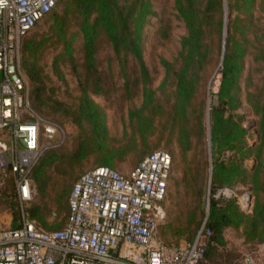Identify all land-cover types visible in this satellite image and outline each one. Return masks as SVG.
Returning a JSON list of instances; mask_svg holds the SVG:
<instances>
[{
  "label": "trees",
  "instance_id": "obj_1",
  "mask_svg": "<svg viewBox=\"0 0 264 264\" xmlns=\"http://www.w3.org/2000/svg\"><path fill=\"white\" fill-rule=\"evenodd\" d=\"M173 2L179 17L187 27L179 54L182 66L179 70H174L171 63L163 61L167 77H175L176 111L186 115L195 93V83L203 78L201 72L204 70V64L211 53L217 52L220 55L221 82L219 101L210 110L211 188L215 192L217 189H235L238 185L249 184L254 197L249 210L243 209L234 196L210 199L206 222V229L210 231L207 239V259L214 249H227L225 231L230 227L242 228L246 243H264V0ZM59 3L65 8L64 14L56 9L53 11ZM58 4L52 9V38L53 43L62 44L61 56L68 57L69 63L79 76L77 102L60 106L55 99L48 96L44 71L39 64L45 41L24 37L21 42V64L32 86V110L41 116L39 112L45 111L49 101L53 102L65 116L72 118L80 130L78 145L74 151L62 150L63 145L59 143L43 147V152L31 173L32 194L39 192L43 196H48L51 192L53 179L62 176L59 185L61 183L65 189L57 196V202L61 209L67 210V214L64 223L49 226L41 204L29 207L25 212H21L17 206V209L13 208V228L21 226L23 217L26 216L36 220L46 229H61L69 212V202L64 203L63 199L67 194L70 195L74 185L71 183L86 167V163L94 158V167L109 166L116 169L118 162L125 158L128 143L117 147L114 141H111L104 109L91 96V93L99 94L103 91L105 77L98 64V51L103 42L112 47L122 68L124 87L128 92H132L129 87L132 72L127 70L126 65L130 59L136 60L134 73L137 76L134 84H142L144 101L141 109L131 112V118H138L139 128L144 133L148 128H152V117H146L143 113L155 100V90L148 86L151 74L143 59V41L148 16L154 14L153 0H60ZM71 16L75 17L78 29L68 35V28L72 25ZM79 35L83 40L86 72L85 76H82L85 79L80 75L73 55V41ZM247 65L250 66L247 68ZM109 91L107 89L105 92ZM244 101L260 118L262 142L257 145L248 142L244 116L238 112ZM29 117L32 120V117ZM0 134L3 138L0 142L9 148L12 141L11 127L1 129ZM41 141L43 142L42 139ZM145 154L146 152H142L138 160L135 158L137 164ZM248 159H254L255 163L248 165ZM4 173L12 175L18 193L11 165L7 166L5 171L1 169L0 175ZM16 197L19 199L18 194Z\"/></svg>",
  "mask_w": 264,
  "mask_h": 264
},
{
  "label": "rangeland",
  "instance_id": "obj_2",
  "mask_svg": "<svg viewBox=\"0 0 264 264\" xmlns=\"http://www.w3.org/2000/svg\"><path fill=\"white\" fill-rule=\"evenodd\" d=\"M153 7L154 14L148 16L143 41V59L151 74L148 86L155 90L153 104L143 113L146 117H152V128H148L144 133L139 128L138 118H131V112L141 109L144 101L141 91L142 84H134L137 76L134 73L137 65L136 60L130 59L126 65L127 70L132 72L129 85L132 92H128L124 87L125 79L121 75L122 68L112 47L106 42L101 44L98 51V64L105 77L103 91L99 94L91 93V96L104 109L111 141H114L117 147L125 143L129 145L125 158L118 162L116 169L124 173L134 169L138 166L135 158L138 160L142 152H146L144 158L158 149H166L172 154L173 162L168 192L163 204L165 217L158 226L156 238L162 242L185 245L196 239L207 222L212 197L229 198L234 196L243 209H246L250 195H252L251 205L254 197L252 190L249 191L251 188L249 184L238 185L235 189H217L215 192L211 188L210 110L219 101L220 55L215 52L208 56L204 70L201 72L203 78L195 83V93L186 115L178 114L175 105V77L174 75L167 77V69L163 61L171 63L174 70H179L182 66V58L179 54L182 49L181 41L187 33V27L179 17L173 0H153ZM55 9L64 14L65 8L62 3H59L53 11ZM53 11L41 19L25 39L34 38L38 41H45L39 64L44 71L47 94L57 101V105L63 106L77 100L79 76L69 63L68 57L61 56L63 53L62 44L53 43ZM70 18L72 25L68 28V35L78 29L75 17L71 16ZM225 21L227 25V18ZM82 44L83 40L79 35L73 41V55L80 75L85 76ZM249 66L247 65V68ZM83 76L82 78L85 79ZM260 82L262 83V80ZM30 88H32L31 84H29V91ZM107 89L110 91L105 92ZM30 98L32 100L31 93ZM49 102L44 112H38L41 117L62 126L65 142L59 144L63 145L62 150L72 152L78 145L79 127L71 117L65 116L55 103L53 105V102ZM238 112L244 116V125L248 130V142L251 145L261 143L259 116L245 101ZM24 116L27 120L31 119L28 114ZM249 133H252V136H249ZM0 139H3L1 134ZM1 151L2 147L0 146ZM8 151L10 152V150ZM262 152L264 157V145ZM93 162L94 158H91L71 185L83 172L94 167L95 163ZM253 163H255L254 159H248V165ZM53 174L56 175L54 172ZM11 177L12 175L8 173L0 175V229L14 225L13 208L17 209V206L21 212H25L27 208L41 204L44 207L45 220L49 226L64 223L67 210L61 209L57 202V196L65 189L64 185L61 183L59 185L62 176L53 179L54 185L48 196H43L38 192L33 193L31 198L26 200L16 193L14 180ZM68 197L69 194L63 199L64 203L68 201ZM225 236L227 249L221 247L214 249L212 254L207 257L209 264H264V243L256 245L246 243L242 228H227Z\"/></svg>",
  "mask_w": 264,
  "mask_h": 264
},
{
  "label": "built area",
  "instance_id": "obj_3",
  "mask_svg": "<svg viewBox=\"0 0 264 264\" xmlns=\"http://www.w3.org/2000/svg\"><path fill=\"white\" fill-rule=\"evenodd\" d=\"M59 1L0 0V130L12 129L10 152L0 142V168L11 165L24 200L31 198L32 168L43 147L65 142L61 125L32 110L21 64L23 38ZM172 162L170 151L158 149L125 173L109 166L87 170L71 189L61 229L26 216L21 226L0 229V264H209L206 223L190 244L156 238Z\"/></svg>",
  "mask_w": 264,
  "mask_h": 264
},
{
  "label": "water",
  "instance_id": "obj_4",
  "mask_svg": "<svg viewBox=\"0 0 264 264\" xmlns=\"http://www.w3.org/2000/svg\"><path fill=\"white\" fill-rule=\"evenodd\" d=\"M249 136H252V133H249ZM211 145V144H210ZM211 178V177H210ZM252 190V188H249V191H251ZM251 200H252V195H250V201H249V203L247 204V207H246V209L247 210H249L250 209V207H251Z\"/></svg>",
  "mask_w": 264,
  "mask_h": 264
},
{
  "label": "crops",
  "instance_id": "obj_5",
  "mask_svg": "<svg viewBox=\"0 0 264 264\" xmlns=\"http://www.w3.org/2000/svg\"><path fill=\"white\" fill-rule=\"evenodd\" d=\"M11 146H9V148H7V151L10 150ZM5 150H3L1 153H3ZM264 254V253H263Z\"/></svg>",
  "mask_w": 264,
  "mask_h": 264
}]
</instances>
